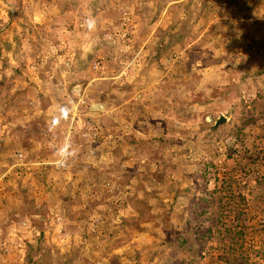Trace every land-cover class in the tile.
<instances>
[{
  "label": "rangeland",
  "instance_id": "374dc122",
  "mask_svg": "<svg viewBox=\"0 0 264 264\" xmlns=\"http://www.w3.org/2000/svg\"><path fill=\"white\" fill-rule=\"evenodd\" d=\"M0 264H264V0H0Z\"/></svg>",
  "mask_w": 264,
  "mask_h": 264
},
{
  "label": "water",
  "instance_id": "95a60500",
  "mask_svg": "<svg viewBox=\"0 0 264 264\" xmlns=\"http://www.w3.org/2000/svg\"><path fill=\"white\" fill-rule=\"evenodd\" d=\"M224 120H225L224 117H220V118L217 120V123L222 122V121H224Z\"/></svg>",
  "mask_w": 264,
  "mask_h": 264
}]
</instances>
